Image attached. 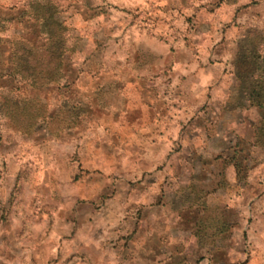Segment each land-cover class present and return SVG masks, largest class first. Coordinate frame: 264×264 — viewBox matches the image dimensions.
I'll list each match as a JSON object with an SVG mask.
<instances>
[{
	"label": "rangeland",
	"instance_id": "obj_1",
	"mask_svg": "<svg viewBox=\"0 0 264 264\" xmlns=\"http://www.w3.org/2000/svg\"><path fill=\"white\" fill-rule=\"evenodd\" d=\"M263 70L264 0H0V264H264Z\"/></svg>",
	"mask_w": 264,
	"mask_h": 264
},
{
	"label": "trees",
	"instance_id": "obj_2",
	"mask_svg": "<svg viewBox=\"0 0 264 264\" xmlns=\"http://www.w3.org/2000/svg\"><path fill=\"white\" fill-rule=\"evenodd\" d=\"M42 33H43V36L41 35V40L43 43L41 45L45 44L46 41L51 40V34H47L46 30H43ZM36 50L26 49V52L27 53L31 52L32 56H34L33 54L35 53ZM43 50H45V47L43 48ZM44 54L48 55L47 60L45 59ZM22 55L24 57H28L26 53L22 54ZM37 55L39 56V54H37ZM62 55H63V52H62L61 48H59L58 52L56 51V53H55V51L48 50V52L47 51L45 53L43 52V55L41 58V63H49L50 61H53L54 62L53 63L54 64L53 72H54V75H56L58 73V69H59V66H60V63L62 60L61 59ZM15 58L18 59L19 57H17L15 55ZM19 61H21V60H19ZM37 61H40L38 57H37ZM39 63L37 65H39ZM237 63H239V64L247 63V60H245V54H243V56H240V54H239V56L237 57ZM27 75L30 77L31 73L27 74ZM242 77H243V79H245V81H247L246 77L245 78H244V76H242ZM46 78H47V76H46ZM242 91H243V95H244L246 101H248V104L249 105H255L256 107L261 108L263 110V113H264V70L258 76L257 79H255L254 81H249L246 85H244ZM263 117H264V115H263Z\"/></svg>",
	"mask_w": 264,
	"mask_h": 264
},
{
	"label": "crops",
	"instance_id": "obj_3",
	"mask_svg": "<svg viewBox=\"0 0 264 264\" xmlns=\"http://www.w3.org/2000/svg\"><path fill=\"white\" fill-rule=\"evenodd\" d=\"M197 69H198V67H197ZM202 86L198 83L197 85H196V88H197V90H200V88H201ZM143 110V109H142ZM144 114H146L147 115V113H142V114H140V117H138V120H139V122L137 123V126L138 125H141L144 121H143V117H145V115ZM142 117V118H141ZM139 118H141V119H139ZM146 119H149V117H145V120ZM122 123V125H123V127L124 128H127L129 131L131 130H133L132 129V123L131 122H126L125 120H124V122H121ZM119 125H118V127H120V123H118ZM133 128H135V127H133ZM157 186L158 185H156L155 187L157 188ZM159 189V188H158ZM260 257H261V260H264V254H262V255H260Z\"/></svg>",
	"mask_w": 264,
	"mask_h": 264
}]
</instances>
